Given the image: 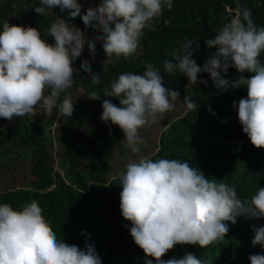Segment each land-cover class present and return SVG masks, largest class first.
I'll return each mask as SVG.
<instances>
[{
  "label": "clouds",
  "instance_id": "obj_1",
  "mask_svg": "<svg viewBox=\"0 0 264 264\" xmlns=\"http://www.w3.org/2000/svg\"><path fill=\"white\" fill-rule=\"evenodd\" d=\"M40 5L33 9L41 15L45 8L67 12L66 17L56 19L47 29L46 35L53 38L51 43L35 27L10 25L8 19L0 21V118L8 121L34 114L41 103L48 115L58 108L60 116L71 117L74 104L70 96L61 100V93L73 84L77 71L73 65L84 46L87 44L92 55L100 42L107 58L133 56L143 30L165 8L171 10L173 0H100L97 7H88L83 13L78 0H40ZM77 16L86 28L97 33L93 39L69 23ZM251 17V10L237 0L233 18L222 25L214 38L204 41L208 49L215 51L209 52L202 67L193 58L200 49L199 38H185L172 50L173 59L163 60L162 65L169 74L186 76L187 88L198 83L207 85V80L198 78L200 73H208L217 90L245 87L247 96L233 102V109L251 144L264 149V62L260 59L264 53V27H258ZM164 23L168 25L170 21ZM145 65L142 73H122L103 89V97L116 98L119 105L104 99L100 118L120 128L132 153H139L144 144L139 130L162 119L180 98L179 91L165 86L156 65ZM80 67L91 76L93 85L100 84L99 73L92 72L87 60ZM230 68L240 74L238 78H224ZM87 97L100 100L101 93L90 90ZM183 102L188 110L197 108L191 94ZM119 185L120 212L131 223L129 233L143 250L145 264H153V259L156 264H212L210 258L191 252L181 258H161L177 244L198 245L202 249L218 244L230 230L227 222L234 225L238 217L264 218V187L242 200L235 184L209 179L187 161L146 157L130 160L120 174ZM251 230L252 246L264 247V226L252 225ZM248 259L250 264H264V254H252ZM0 264L102 261L91 242L81 249L59 240L38 201L32 200L23 204L21 210L0 203Z\"/></svg>",
  "mask_w": 264,
  "mask_h": 264
},
{
  "label": "trees",
  "instance_id": "obj_2",
  "mask_svg": "<svg viewBox=\"0 0 264 264\" xmlns=\"http://www.w3.org/2000/svg\"><path fill=\"white\" fill-rule=\"evenodd\" d=\"M182 1L173 0L172 9L165 8L157 23L145 28L141 37L142 51L135 56L121 57L104 67L90 60L93 55L87 45L84 46L81 57L73 65L77 71L72 86L85 89V92L83 98L74 104L72 116L59 121L55 136L61 145L57 167L52 150L54 136L50 133L55 116L25 115L12 121L0 118V163L10 165L13 151L19 150V155L31 161L35 178L31 187L2 190L0 203H9L14 209L21 210L23 204L38 201L59 240L81 249L86 242L93 243L102 264H145L143 250L129 233L131 223L120 212V175L109 178L111 161L124 134L118 126L111 122L106 124L100 118L104 99H111L119 105L118 99L103 97V89L122 73H142L145 62L156 65L165 86L179 91L182 101L191 94L197 104L194 110H188L185 105L184 113L160 133L157 150L146 158L187 161L209 179L235 184L242 200L249 199L259 187H264V149L251 144L242 131L237 111L233 109V102L238 103L240 98L247 96L246 88L217 90L207 73L198 74L199 79L207 80V85L198 83L187 88L188 79L183 75L181 80L185 79V82L169 86L162 65L163 60L173 59L172 50L183 44L185 38H199L200 49L193 56L202 67L206 59L201 53L215 51L208 49L204 41L214 38L222 25L233 18L237 0H199L201 4H210L206 9H202L199 2L193 7L182 8ZM78 2L82 4L83 13L90 2L94 7L98 0ZM239 3L251 10V18L258 27H264V0H239ZM37 6H41L40 0H1L0 21L8 19L11 25V12L20 18H31L41 28L42 36L51 43L53 38L46 35L47 29L57 17H66L67 12L45 8L41 15L33 9ZM165 20L170 23L165 25ZM72 21L81 28L85 26L80 16ZM102 50L101 46L95 45V54ZM260 59L264 62V53ZM83 60L88 61L93 73H99V85H93L91 76L80 67ZM239 75L230 68L224 78L234 80ZM90 90L99 91L101 99L90 100L87 97ZM72 91L68 88L61 93V100L71 96ZM78 129L84 131L83 136ZM227 223L230 230L218 244L204 249L198 245L177 244L161 259L181 258L191 252L200 258H210L212 264H250V255L264 254V247L251 244L254 237L251 226H264V218L257 220L241 216L236 224ZM82 232L85 235H81ZM153 264H156L154 259Z\"/></svg>",
  "mask_w": 264,
  "mask_h": 264
},
{
  "label": "rangeland",
  "instance_id": "obj_3",
  "mask_svg": "<svg viewBox=\"0 0 264 264\" xmlns=\"http://www.w3.org/2000/svg\"><path fill=\"white\" fill-rule=\"evenodd\" d=\"M93 1L94 0H92V2ZM196 2L200 3L199 0H183L181 7L182 8L184 6L187 8L193 7ZM99 3H100V0H98L97 4L94 5V7H97ZM200 5L202 9H206L210 4L206 2L205 4L200 3ZM89 7H93V4L91 2H90ZM46 9L50 11L53 10L51 8H46ZM10 16H11V25H19V26H24V27L31 26L41 31V28L31 18H20V17H17L16 15H13V12L10 13ZM56 19H58V17ZM158 19L159 17L153 19L151 22H149L148 26H154L157 23ZM25 23H27L28 26H26ZM69 23L74 24L77 27H79L75 21L71 20V22L69 21ZM79 28L84 32V34L89 40L93 39L94 36L97 34V33H94L91 28H86L85 26L83 28L81 27ZM96 45L102 47V44L100 42H97ZM178 47H174V48H178ZM141 51H142V43L140 39V46L137 52L135 53V55L139 54ZM208 54L209 52L207 51H204L201 53V55H203V59H207ZM121 57L113 56V57L107 58L104 51L102 50L98 54L93 55L90 58V60L97 62L99 65L105 67L109 63L115 62ZM164 77H165L166 83L169 86H174L176 84H179L180 82L183 83L185 82V79H187L185 78L181 80L183 75L179 73L174 75V74H169L167 72H164ZM70 88L73 89V91H72V94L70 92L69 95H71L70 96L71 100L73 104H75L78 100L83 98L84 96L83 93L85 92V89L83 90L81 88L75 89L73 86H71ZM57 110L58 111L56 113V108H54L52 110V114L48 115L45 113V110L41 103L35 107L34 114H29V115L43 114L46 117H54V116L56 117V120L50 126V133L54 136L52 150H53V155L55 158L56 167H57V161L60 159L61 145L58 142V140H56L55 136H57L58 134L59 121L60 119L64 117V116H60L59 109ZM184 110H185V104L180 98H178L177 101H175V107L172 111L166 113L162 119H158L155 123H150L139 130V135L144 139V144L140 146L141 151L139 152V156L137 155V153L131 152V150L126 145V142L123 141L124 140L123 138L119 146L116 147L115 154L111 161V170H110L111 172L109 173V178L119 176L122 172H124L126 170V164L128 161L130 160L138 161L140 158H145L153 154L158 148L156 144L159 141L160 133L162 132V130L165 129L175 118L179 117L182 113H184ZM78 132L80 133L81 136L84 135V131L78 129ZM19 152H20L19 150L13 151L14 158L10 160V165H5L3 164V162L0 163V192L2 190H5L11 187H23V186L31 187V185H33V180L35 178L31 172L32 163L31 161H29V159H26L25 157L19 155Z\"/></svg>",
  "mask_w": 264,
  "mask_h": 264
}]
</instances>
